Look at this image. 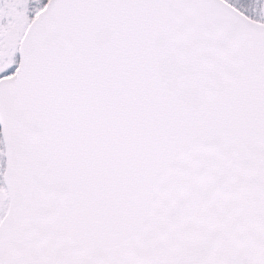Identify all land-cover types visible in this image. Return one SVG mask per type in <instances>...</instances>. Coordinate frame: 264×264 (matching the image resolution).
I'll return each mask as SVG.
<instances>
[{"label": "snow or ice", "instance_id": "1", "mask_svg": "<svg viewBox=\"0 0 264 264\" xmlns=\"http://www.w3.org/2000/svg\"><path fill=\"white\" fill-rule=\"evenodd\" d=\"M0 264H264V0H0Z\"/></svg>", "mask_w": 264, "mask_h": 264}]
</instances>
